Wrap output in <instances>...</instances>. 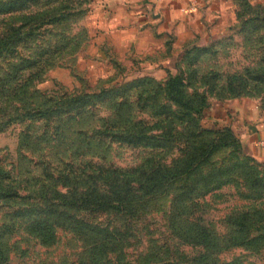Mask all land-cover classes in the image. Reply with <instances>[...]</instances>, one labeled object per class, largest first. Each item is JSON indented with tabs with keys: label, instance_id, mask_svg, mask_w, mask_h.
<instances>
[{
	"label": "rangeland",
	"instance_id": "rangeland-1",
	"mask_svg": "<svg viewBox=\"0 0 264 264\" xmlns=\"http://www.w3.org/2000/svg\"><path fill=\"white\" fill-rule=\"evenodd\" d=\"M156 1L0 0V264H264V154L227 132L204 133L225 143L128 212L58 203L68 178L104 190L169 166L194 121L238 133L264 113V0H234L228 27L193 39L143 6L134 19Z\"/></svg>",
	"mask_w": 264,
	"mask_h": 264
},
{
	"label": "trees",
	"instance_id": "trees-1",
	"mask_svg": "<svg viewBox=\"0 0 264 264\" xmlns=\"http://www.w3.org/2000/svg\"><path fill=\"white\" fill-rule=\"evenodd\" d=\"M260 5L261 6L259 8H261V11L264 12L263 5ZM2 9L3 8H0V12L2 11ZM202 50H207V48H204ZM181 84L182 75L175 74L168 79L166 88L172 100L180 104H185L186 102L184 100H181V94L180 92H178ZM193 111L200 113L201 108L196 107ZM193 125H195L196 129H189L187 132L182 134V137L185 140H182V138L179 140L181 156L175 159V161L169 164V166H159L158 164L149 169H140L141 176L137 180H135V185L131 184L130 180H126L123 183L115 181L114 183L110 184V189L103 188L104 190H100L98 186H96L94 183H91L94 181V178H92V174L88 173V177L80 181L84 184V186L81 188H77L79 180H75L76 177L72 179L68 178L69 181H72L70 189L58 192V199H60V202L58 203L60 207L62 206L69 208L71 204H75L77 206L82 204L90 205L87 207L93 210L121 209L128 212L131 210V208L135 207V205L141 203V197H134V195H136V191L141 190V193L145 195L146 193H150L154 188L164 182H172L175 179L178 180L179 177L192 173L193 170L198 168L201 163L205 162L208 159L209 155L213 151H215L216 148L225 143L223 141L217 142L216 138L213 136L205 137L203 136L204 133L217 131L219 133L222 132L223 134H225V132H227L234 138L242 142L240 135L227 124H218L217 122H213L212 125H205L203 124V122L194 121ZM170 131L171 133L167 134V137L173 135L172 130ZM140 137L142 138L143 136L141 135ZM122 139H125L128 142L142 141L138 140V138H135L133 132L131 131L122 134ZM167 142L162 141L151 143L153 145L166 146L168 145ZM58 177L59 179H61V181H64L63 175ZM127 184L129 185V189H131V192H129V189L126 186ZM123 185L127 187L126 190L123 189ZM171 223L173 228L177 227L175 221H172ZM40 234H43V232H40ZM50 237L51 236H42L45 242H48L50 240L53 241L54 237Z\"/></svg>",
	"mask_w": 264,
	"mask_h": 264
},
{
	"label": "crops",
	"instance_id": "crops-1",
	"mask_svg": "<svg viewBox=\"0 0 264 264\" xmlns=\"http://www.w3.org/2000/svg\"><path fill=\"white\" fill-rule=\"evenodd\" d=\"M115 1L122 2V0ZM186 3H189L190 6L192 3V6H194V11L190 12V14L193 13L194 16H187V12L182 11V6L186 5ZM233 4L234 0H158L153 7L152 2H144L141 3V5L136 3L131 7L130 11L134 19L140 20V15L137 16L136 13L140 7L143 6L142 11L145 13L143 16L144 21L146 20L148 22L149 19L154 21L159 20L162 22V27L165 28L174 25L173 22L178 20L179 23L176 22L175 27L177 28L176 30H182L180 32L181 36H184L183 39H190L191 37L193 39L195 32H204L207 36V32L212 33L225 26L228 27L234 15ZM184 18H187V20L190 19V22L185 23L183 21ZM201 39L202 40H199L197 43H202L205 38L203 37ZM217 105L218 104H216V109L213 111V114L221 115L223 111ZM233 108L235 109V106H233ZM234 109L230 108V114L232 112L235 113ZM251 109L252 110L248 113H246V111L243 114L241 113L243 115L239 120V123L242 125L241 127L240 125L238 128L232 127L236 128L244 144L254 147L253 150L256 148L260 153L264 154V146H261L264 144L259 143V139L264 138V113L260 114V111L258 113L254 112L253 108ZM220 117L222 119L224 118L226 123H228L230 119L229 115L225 112H223Z\"/></svg>",
	"mask_w": 264,
	"mask_h": 264
},
{
	"label": "built area",
	"instance_id": "built-area-1",
	"mask_svg": "<svg viewBox=\"0 0 264 264\" xmlns=\"http://www.w3.org/2000/svg\"><path fill=\"white\" fill-rule=\"evenodd\" d=\"M259 143L264 144V138H260V139H259Z\"/></svg>",
	"mask_w": 264,
	"mask_h": 264
}]
</instances>
